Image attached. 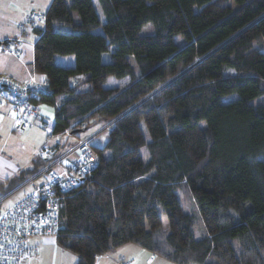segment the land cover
Here are the masks:
<instances>
[{
	"label": "trees",
	"instance_id": "trees-1",
	"mask_svg": "<svg viewBox=\"0 0 264 264\" xmlns=\"http://www.w3.org/2000/svg\"><path fill=\"white\" fill-rule=\"evenodd\" d=\"M44 15L34 72L52 135L108 132L90 143L96 168L58 194L57 246L77 264L126 245L170 264H264V101L252 104L264 99V0H53ZM62 155L1 184L0 200Z\"/></svg>",
	"mask_w": 264,
	"mask_h": 264
},
{
	"label": "built area",
	"instance_id": "built-area-1",
	"mask_svg": "<svg viewBox=\"0 0 264 264\" xmlns=\"http://www.w3.org/2000/svg\"><path fill=\"white\" fill-rule=\"evenodd\" d=\"M45 22L44 14L31 12L21 30L33 32ZM22 45L21 39L5 41L0 44V53L22 57ZM40 89H43V85L34 78L30 83L22 84L8 75L0 74V108L10 106L15 112V131L26 130L34 121L54 123V118L46 116L42 111L43 104L38 102ZM94 137L80 140L53 161L36 176H40L42 182L10 208L1 207L13 193L0 200V264H23L37 253L32 240L57 238L61 224L58 194L77 188L96 168L97 161L90 148Z\"/></svg>",
	"mask_w": 264,
	"mask_h": 264
},
{
	"label": "rangeland",
	"instance_id": "rangeland-1",
	"mask_svg": "<svg viewBox=\"0 0 264 264\" xmlns=\"http://www.w3.org/2000/svg\"><path fill=\"white\" fill-rule=\"evenodd\" d=\"M36 1L40 2L41 5L40 4L39 5L41 7H46L49 1L52 2V0H35V2ZM42 11H44V9ZM99 14L101 16V19L104 21V17L101 11H99ZM21 32L27 33V34L29 33L28 35L32 34L31 32H23L22 30ZM27 37H25L24 40L22 39V42L26 43ZM257 46L262 47L261 43L258 44ZM55 62L57 65L69 66L73 64L74 59L72 57L57 56L55 59ZM105 62H110V56H105ZM120 84L121 82H117V81L112 82V85H115V86L120 85ZM263 101L264 99L261 98V99L253 101L252 104L258 105L259 103ZM44 124H45L44 126L42 125L39 126L37 125V123L33 124L32 126H30L29 128H27L26 130L22 132L15 131V128L13 127V131L9 135H0L1 137L0 138V185L5 184L8 180L13 179L14 177L18 176L22 171L31 169L34 166V161L37 158L41 157L42 159H46L48 156H50L49 154L46 155L47 151L50 149H53L55 146L59 148L60 154L62 155L65 152H67L69 148L74 147L81 139L88 138L91 135L96 136L99 133L103 132L93 141L94 145H103L108 138V132L104 131V128L103 129L97 128V129L90 130L86 133L80 134L78 139L77 138L71 139L69 136H66V135H58V137H55L51 133V125H49V123H47L48 126L46 125V123ZM68 143H70V145H68ZM50 152H54V150L49 151V153ZM54 155L55 154L53 153V155L48 157V159L54 157ZM70 159H72V157ZM58 170H60V168ZM41 182H42V178H38L37 180L34 181V183L29 184L23 189L17 191L12 196H9V198H7L4 201L1 208L5 209L13 205L15 202L21 200L22 197L30 193L32 189L38 184H40ZM178 194H179L182 206L185 208V210L188 213L192 214L195 217L196 224L193 229L194 237L197 239L201 238L205 233V225L200 217L198 207L193 197L185 189H182L181 191H179ZM163 223L166 227L167 221L165 217H163ZM42 240H45V241H42ZM53 240L56 241V239H41V241L40 240L35 241V242L37 241L39 242L38 243L39 245L38 253L40 256L38 257V262L34 261L35 264H54V262H56L57 264H61L65 260V258L62 257L64 256L63 254H66L65 255L66 258H69L68 256H70V258L74 256L73 254L69 252H63L59 250L58 249L59 247H56L57 246L56 244H53L51 242L48 244L46 243V241H53ZM56 250H58L57 252H59L57 254V259L55 255ZM122 250H125V249H122ZM140 250H142L146 258L150 257V254L147 251L143 249H140ZM124 259L126 260L127 257H125ZM158 262H161L162 264H170L167 261H164L162 259H158ZM65 264H66V261H65Z\"/></svg>",
	"mask_w": 264,
	"mask_h": 264
},
{
	"label": "crops",
	"instance_id": "crops-1",
	"mask_svg": "<svg viewBox=\"0 0 264 264\" xmlns=\"http://www.w3.org/2000/svg\"><path fill=\"white\" fill-rule=\"evenodd\" d=\"M51 3L52 2L49 1L46 7H41L40 2L37 1L35 2V0H0V44L12 39L24 40L25 37L28 36L27 37L28 42L26 40V43L23 42L22 45V50H23L22 57L7 56L0 53V74L8 75L22 84H28L34 78L38 83L45 85L46 83L45 77L37 75L34 72V50H35V44L38 41L39 37L34 32H31L32 34L30 35H28L29 33L28 34L22 33L21 26L26 22L31 12H35L38 14H45L49 9ZM42 8L44 9V11H42L43 10ZM40 27L43 28L44 26H40ZM42 111L48 117L54 116V109L50 106L43 105ZM15 122H16V114L10 106H4L0 108V135H9L10 133H12ZM36 123L39 126L42 125L40 122H35V121L32 123V125ZM49 125H51V130H52L53 124H49ZM54 136L58 137V135H54ZM51 150H54V152L49 153V151ZM53 153L55 155L60 154L59 148H56L55 146L53 149L48 150L46 155L49 154L50 156H52ZM48 157L46 159H48ZM11 206L5 209L10 208ZM36 240L41 241V239L32 240V244L37 248L36 255L31 260L26 261L23 264H35L34 261L38 262V257H40L38 253L39 242L38 241L35 242ZM50 242L56 244L55 240L46 241L47 244ZM58 249L63 252H66L61 248ZM57 251L58 250L55 251L56 259H57V254L59 253ZM63 255L64 256L62 257L65 258V260L61 264H65V261L66 264L78 263V259L76 256H72L70 258V256L67 255L69 258H66L65 256L66 254ZM125 257H127L128 260L127 259L125 260L124 259ZM158 259L160 258L152 256L151 254L149 258L148 257L146 258L145 254H143L142 250H140L139 247L135 245L134 246L126 245L109 254L100 257L98 259L97 264H123L125 262H130L132 264H162L161 262H158ZM54 264L57 263L54 262Z\"/></svg>",
	"mask_w": 264,
	"mask_h": 264
},
{
	"label": "water",
	"instance_id": "water-1",
	"mask_svg": "<svg viewBox=\"0 0 264 264\" xmlns=\"http://www.w3.org/2000/svg\"><path fill=\"white\" fill-rule=\"evenodd\" d=\"M36 177V176H35ZM30 181L26 182L25 184H23L22 186H20L19 188H17L15 191H13L12 193L18 191L19 189L23 188L24 186L28 185Z\"/></svg>",
	"mask_w": 264,
	"mask_h": 264
}]
</instances>
